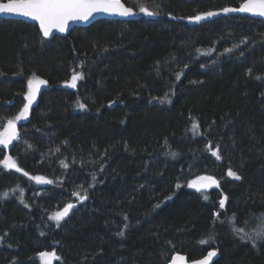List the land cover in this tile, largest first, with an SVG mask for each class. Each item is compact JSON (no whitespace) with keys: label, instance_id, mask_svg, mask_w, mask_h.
Segmentation results:
<instances>
[{"label":"trees","instance_id":"obj_1","mask_svg":"<svg viewBox=\"0 0 264 264\" xmlns=\"http://www.w3.org/2000/svg\"><path fill=\"white\" fill-rule=\"evenodd\" d=\"M122 1L132 19L49 39L0 18V129L14 120L17 132L0 161L28 173L0 164V264H42V252L52 264H168L209 249L212 264H264V243L239 238L264 218V21L221 11L244 0ZM74 73L77 86H62ZM37 78L46 85L16 120ZM201 176L218 186L190 189Z\"/></svg>","mask_w":264,"mask_h":264},{"label":"snow or ice","instance_id":"obj_2","mask_svg":"<svg viewBox=\"0 0 264 264\" xmlns=\"http://www.w3.org/2000/svg\"><path fill=\"white\" fill-rule=\"evenodd\" d=\"M140 11L152 15V13L147 12V9L143 7H141ZM221 11L225 14L240 12L264 17V0H244L238 8L225 7L221 9ZM100 12L118 14L121 16H130L134 14L131 8H126L121 3V0H6V2H0V13L17 14L38 21L40 31L45 38L51 36L53 30L65 32L70 21H87L93 13ZM215 15H218V13L207 12L191 17L190 19L194 22H199ZM82 78L81 73H74L71 76V80L67 82L68 86L75 88L77 86V81ZM43 84H46V81L38 78L35 80H29V91L26 96L28 103L24 105L19 115L15 118L16 120L27 117L36 92L39 90V85ZM79 107L83 108L84 105L80 104ZM193 127L196 128L198 125L194 124ZM16 136L15 122L14 120H9L5 132L0 133V145L7 146L13 138H16ZM212 155L216 156L217 159H220L217 151H213ZM171 156L175 158L176 153H171ZM0 164L6 169H14L17 172H22L25 176L28 175L27 172H23V170L18 167L17 163L11 157H6L3 161H0ZM227 175L234 177L237 180L240 179V177L231 169L228 170ZM31 179H35L37 182L41 183H51V181H46L43 177H31ZM213 185L218 186V182L211 176H201L188 183V187L195 188L197 191L208 189ZM177 187H179V185H177ZM6 195L7 194H5V196ZM86 198L87 197H80L81 200ZM204 199H208L207 195L204 196ZM226 199L227 198L225 197L219 201L220 208H224ZM73 207V204H68L62 211L57 212L54 216L50 217V219H54L59 223V221L63 220L69 214V211ZM218 216L219 214H217V217ZM253 225H255L254 232H249L247 235H242L239 238L247 242H252V246L256 247L258 242L264 243V218L258 220L253 219L249 227H252ZM234 231L238 234L245 231V229L235 228ZM122 234L123 233H121V235ZM0 239H2V237H0ZM200 243L204 244L207 243V241L201 240ZM39 256L41 257L42 264H52L54 258L58 259L55 252H42L39 253ZM215 256H217L215 250L209 251L205 257L193 261L192 264H211L212 259ZM171 264H187L186 258L176 255L172 258Z\"/></svg>","mask_w":264,"mask_h":264},{"label":"water","instance_id":"obj_3","mask_svg":"<svg viewBox=\"0 0 264 264\" xmlns=\"http://www.w3.org/2000/svg\"><path fill=\"white\" fill-rule=\"evenodd\" d=\"M0 2H6V1H0ZM244 2V1H243ZM121 3L126 7V8H131L129 6H127L122 0H121ZM240 6V5H239ZM238 6V7H239ZM236 7V8H238ZM133 13H134V9L131 8ZM234 14H237V15H247V16H250V17H253V18H256V19H260V20H263L264 21V17H261L259 15H253V14H250V13H240V12H232ZM134 17V14L133 15H130V16H121V15H118V14H109V13H103V12H100V13H93V15L87 20V21H70L68 26H67V29L65 32H59V31H56V30H53V33L51 36L48 37L49 38H52L54 35H61V34H66L68 33L73 27L75 26H87L89 24H91L92 22L98 20V19H101V18H111V19H125V20H130ZM0 18H8V19H21V20H24V21H27V22H30V23H34L36 24L38 27H39V23L38 21H35L29 17H24V16H21V15H17V14H10V13H0ZM40 29V28H39ZM42 33V32H41ZM43 35V33H42ZM212 177V176H211ZM196 180V179H195ZM215 185H213L212 187H214ZM190 189L194 190V191H197L195 188H191ZM215 249H209L203 256H201L200 258H197V259H189L188 256L186 254H183L181 252H176L174 253L170 259H169V262L168 264H171L172 262V258L176 255H180V256H183L186 258V262L187 264H192L193 261L195 260H200L202 259L203 257H205L207 255V253L209 251H213ZM217 252V256L213 257L212 259V262L211 264L218 258L219 256V253L217 250H215Z\"/></svg>","mask_w":264,"mask_h":264},{"label":"rangeland","instance_id":"obj_4","mask_svg":"<svg viewBox=\"0 0 264 264\" xmlns=\"http://www.w3.org/2000/svg\"><path fill=\"white\" fill-rule=\"evenodd\" d=\"M148 12V11H147ZM212 12H214V11H212ZM216 13H219V12H216ZM134 14H135V12H134ZM204 14V13H203ZM201 15V14H200ZM213 17V16H212ZM208 18H210V17H208ZM33 80H35V79H33ZM40 80H43V79H40ZM45 81V80H44ZM46 84H43V85H39V90L36 92V95H35V98H34V100H33V102H32V104H31V106H30V108H29V112H30V109H31V107L36 103V101H37V98H38V95H39V93H40V90L45 86ZM61 85L62 86H68V83L67 82H62L61 83ZM28 91H29V89H28V85H27V89H26V92H25V94H24V98H25V102H24V105L25 104H27L28 103V100L26 99V96H27V94H28ZM24 105H23V107H24ZM23 107L21 108V110L23 109ZM21 110L19 111V113L21 112ZM29 112H28V114H27V117H28V115H29ZM19 113H18V115H19ZM17 115V116H18ZM26 117V118H27ZM26 118H22V119H19V120H24V119H26ZM8 127V125H6V126H4L2 129H0V133H4L5 132V129ZM13 140H14V138L11 140V142L7 145V146H4V145H1V146H3V147H8L12 142H13ZM224 199V198H223ZM226 202V201H225ZM70 204V203H69ZM71 204H73L74 205V207L76 206V203H71ZM68 205V204H67ZM66 205V206H67ZM73 207V208H74ZM72 208V209H73ZM72 209L69 211V213L72 211ZM63 210V208L61 209V210H59V211H62ZM59 211H56V212H54V213H52L51 215H50V217H52V216H54L57 212H59ZM51 221H53V222H55V223H57V221H55L54 219H50ZM62 221V220H61ZM61 221H59V222H61ZM55 260V258L52 260V263H53V261ZM42 261V260H41Z\"/></svg>","mask_w":264,"mask_h":264}]
</instances>
